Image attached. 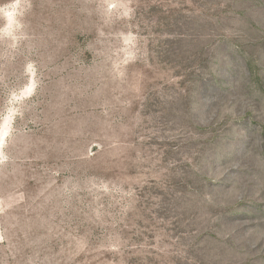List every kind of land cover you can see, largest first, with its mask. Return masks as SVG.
Returning a JSON list of instances; mask_svg holds the SVG:
<instances>
[{"label":"rangeland","instance_id":"374dc122","mask_svg":"<svg viewBox=\"0 0 264 264\" xmlns=\"http://www.w3.org/2000/svg\"><path fill=\"white\" fill-rule=\"evenodd\" d=\"M0 264H264V0H0Z\"/></svg>","mask_w":264,"mask_h":264}]
</instances>
